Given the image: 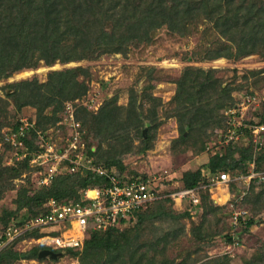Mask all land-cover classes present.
<instances>
[{"label":"rangeland","instance_id":"374dc122","mask_svg":"<svg viewBox=\"0 0 264 264\" xmlns=\"http://www.w3.org/2000/svg\"><path fill=\"white\" fill-rule=\"evenodd\" d=\"M223 2L213 4L214 0H205L202 6L215 5L219 11L223 9ZM187 26L188 30L179 34L162 25L150 31L148 42H131L116 50H103L93 57L56 59L49 64L40 59L32 67L0 77V96L4 97L9 90L5 87L8 82L32 77L44 81L52 69L78 65L88 69L87 75L79 76L87 84L85 94L54 102L41 113L27 105L10 116L0 130L1 165L17 166L22 162L13 158L4 138L6 127L16 120L28 117L39 123L38 128L61 137L67 132L65 123H60L66 102H73L74 117L83 120L87 111L97 112L104 100L114 97L115 110L106 109L105 118H114L106 132L96 133L97 129L83 124L88 153L99 161L120 158L125 172L156 176L164 190L162 199L143 212L163 204L178 214L175 218L162 216L141 221L137 216L113 232L114 251L104 247L79 249L76 254L65 252L57 258L26 254L14 260L0 257V264H203L214 257L223 258L224 264H264V173L253 182L251 177L240 178L234 187L230 182L236 174L227 184L207 186L200 206L191 205L187 199L182 205L179 201L174 203L170 195L175 186L181 185L185 171L197 168L204 174L209 171L206 159L211 147L214 149L216 145H210L214 142L210 139L219 137L223 119L226 122L227 104L235 101L240 93L253 92L255 103L247 111L243 106L242 113L245 111V117L255 119L264 114V54L252 52L238 56L234 45L216 32L207 13L199 14ZM87 103L99 105L94 109ZM209 106L213 109L209 110ZM186 111L193 120L210 125L196 128L192 134L186 127L184 134L189 137L175 141L180 135L182 113ZM184 125L188 126L189 122ZM144 130L152 136L148 140L151 147L139 151L144 142L138 132ZM30 141L33 146L35 140ZM259 167L264 168V160L259 162ZM27 172L15 177L6 189L2 184L9 180L0 181V232L7 223L39 210L35 202L29 208L16 207L17 189L26 184L27 175L30 179ZM248 185L246 197L240 202L236 196L240 190L246 192L243 188ZM236 208L248 211L253 219L250 226L232 225V212ZM232 236L234 240L229 241ZM39 244L28 238L13 242L6 249L29 252L35 246L41 249Z\"/></svg>","mask_w":264,"mask_h":264},{"label":"trees","instance_id":"16d2710c","mask_svg":"<svg viewBox=\"0 0 264 264\" xmlns=\"http://www.w3.org/2000/svg\"><path fill=\"white\" fill-rule=\"evenodd\" d=\"M204 1L0 0V77H6L25 67H32L40 59L49 64L56 59L68 60L93 57L103 50H116L131 42H148L151 39L150 31L162 25H166L179 34H184L188 30L187 22L203 13L211 15L214 29L221 38L234 45L238 56L252 52L264 54V0H224L223 9L219 11L215 10V5L202 6ZM216 2H219V0H214L213 4ZM118 5L121 8H118ZM202 11L204 12L202 13ZM85 74H88V69L78 65L63 69H52L47 73L44 81L32 77L6 83L5 87L9 90L4 97L0 96V130L10 116L16 115L24 106L31 105L41 113L54 102L60 103L63 100L74 99L85 94L87 84L79 77ZM249 94H253V92ZM239 99L240 97L227 105H233ZM116 106L114 97L107 98L97 112L87 111L83 120L76 118V116L75 118L80 120L81 128H84L83 124H88L92 130L96 131L97 129L96 133L106 132V128L112 124L114 119L110 116L105 118L108 115L106 109L110 107L115 110ZM208 109L212 110L213 106H209ZM187 114L188 111L182 113L179 122L180 135L177 139L175 138V141L186 140L196 128L200 130V127L207 128L210 125L209 122L193 120ZM248 118L245 119L246 122H262L264 114L257 119L254 117ZM187 121L189 122L188 126L184 125ZM201 122V125L198 124ZM18 124L19 121L16 120L12 125L17 126ZM37 124L39 123H35L38 128ZM186 127L190 129L188 135L184 134ZM226 127L227 123L223 119L220 131L225 130ZM236 130L238 135L236 139L226 141L223 135L210 139L214 141L210 145L217 144L218 148L214 153H210L206 166L212 175L226 171L231 177L239 173L246 176L250 171L249 161L253 159L254 166L252 170L256 173L250 179L253 182L260 179L261 173H264V168L259 167V162L264 160V138L261 143H256L250 127H237ZM30 133L32 140H35L34 131H30ZM138 133L139 138L144 142L139 151L149 149L151 145L148 140L152 136L148 134L147 130ZM244 140H247V142L245 143ZM30 142L31 148L36 149V144L32 146V141ZM1 160L0 153V181L9 180L2 184L4 189L9 187V183L15 177L22 175L23 172L28 171L27 174H30L31 168L26 159L20 160L22 162L17 166L1 165ZM95 161L104 164L109 170L114 167L118 173L125 172V164L120 158L112 157L105 161L95 159ZM125 173L131 172L126 171ZM210 177L203 175L200 168L187 170L182 174L179 187H198L200 199L197 204H192L193 206H200L201 197L207 188L202 187L201 184L210 183ZM107 180L104 175L92 170H88L83 174L75 171L59 174L53 178L49 185L36 187L30 174V179L27 175L26 184L17 189L16 207L29 208V204L35 202L38 204L39 209L33 213L36 214L44 210L43 203L50 197L59 201L77 199L80 196L79 190L87 186L100 185L107 182ZM236 180L229 181L233 187L239 184ZM248 187L249 185L243 188L246 192L240 190L241 194H239L241 196L239 194L236 196H239L240 202L245 199ZM242 192L244 193L242 194ZM161 199V197L155 199L146 208ZM233 199L237 200V198ZM146 208L137 212L140 221L154 217L170 216L175 218L178 216L171 210H167L163 204H159L156 209L144 213L143 211ZM30 215L32 214L26 213L21 218ZM16 221H20L19 218ZM252 222L253 219L249 217L246 223L240 226L245 228L250 226ZM117 231H119L118 228H110L99 232L90 231L81 250L87 251L89 248L104 247L107 250L114 251L116 242L112 240V234ZM29 235H38V232L35 231ZM230 240L233 241L234 237H230ZM39 246L45 247L44 244H39ZM39 250L38 246H35L29 252L6 249L5 247L0 251V257L14 260L26 254L37 255ZM63 252L76 254L78 251L68 248ZM223 261L221 257H214L206 260L203 264H224Z\"/></svg>","mask_w":264,"mask_h":264},{"label":"built area","instance_id":"2783aa9c","mask_svg":"<svg viewBox=\"0 0 264 264\" xmlns=\"http://www.w3.org/2000/svg\"><path fill=\"white\" fill-rule=\"evenodd\" d=\"M240 94L237 103L225 108L227 127L220 131L218 136L223 135L226 141L236 139V128L246 126L251 128L255 142L261 143L264 138V120L254 123L245 120L249 119L245 117V111L255 103L256 94ZM72 103L68 101L65 105V114L60 123H65L67 132L61 137L37 128L34 120L28 117L18 119L17 126H7L4 138L11 147L13 158L28 161L31 179L36 187L49 185L59 174L75 171L83 174L92 170L104 175L108 180L100 185L79 190L80 196L77 199L59 201L50 197L43 203L44 210L20 218V221H12L0 232V251L15 241L28 238L55 250L82 249L90 231L121 228L134 220L137 212L164 193V190H161V180L152 174L118 173L114 167L109 170L104 164L97 163L87 151L83 136L85 129L81 128L80 121L74 117ZM98 105L87 103V106H93L94 109H97ZM243 106L245 111L242 113ZM30 131H34L36 149L31 148ZM216 148L217 144L214 149L211 147V153H214ZM249 164V173L246 176L236 174L235 179H248L256 175L252 170L253 159ZM203 175L211 176V182L201 184L202 187L227 184L233 179L226 171L212 175L209 170ZM170 195L174 203H182L187 199L192 205L197 204L200 199L198 187L175 186ZM249 217L247 210L236 208L232 212V225L238 227L245 224ZM35 231L38 235H29Z\"/></svg>","mask_w":264,"mask_h":264},{"label":"water","instance_id":"95a60500","mask_svg":"<svg viewBox=\"0 0 264 264\" xmlns=\"http://www.w3.org/2000/svg\"><path fill=\"white\" fill-rule=\"evenodd\" d=\"M50 256L51 258H57L59 256H62L63 253L60 250H54L49 247H43L38 251L37 256L43 257V256Z\"/></svg>","mask_w":264,"mask_h":264},{"label":"crops","instance_id":"0c3cea01","mask_svg":"<svg viewBox=\"0 0 264 264\" xmlns=\"http://www.w3.org/2000/svg\"><path fill=\"white\" fill-rule=\"evenodd\" d=\"M208 161V158L206 159V162ZM207 167V166H206ZM207 169L209 170V168L207 167ZM205 173V172H204ZM183 204V202L182 203H180V205H182Z\"/></svg>","mask_w":264,"mask_h":264},{"label":"clouds","instance_id":"9594fccd","mask_svg":"<svg viewBox=\"0 0 264 264\" xmlns=\"http://www.w3.org/2000/svg\"><path fill=\"white\" fill-rule=\"evenodd\" d=\"M52 249V248H51ZM55 250V249H54ZM61 251V250H60ZM62 253H64L63 251H62Z\"/></svg>","mask_w":264,"mask_h":264}]
</instances>
